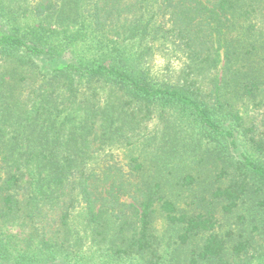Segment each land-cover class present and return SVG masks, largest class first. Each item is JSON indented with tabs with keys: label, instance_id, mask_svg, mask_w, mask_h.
<instances>
[{
	"label": "trees",
	"instance_id": "16d2710c",
	"mask_svg": "<svg viewBox=\"0 0 264 264\" xmlns=\"http://www.w3.org/2000/svg\"><path fill=\"white\" fill-rule=\"evenodd\" d=\"M236 214L264 243V0H0V264H248Z\"/></svg>",
	"mask_w": 264,
	"mask_h": 264
},
{
	"label": "rangeland",
	"instance_id": "374dc122",
	"mask_svg": "<svg viewBox=\"0 0 264 264\" xmlns=\"http://www.w3.org/2000/svg\"><path fill=\"white\" fill-rule=\"evenodd\" d=\"M239 108L241 109L242 115L248 121L251 118L257 117V114H255V112L253 111V106L249 104L247 101H243L242 103H240ZM245 205L248 206V202H245ZM244 214L248 215L246 212H244ZM249 220H251V218H248V221H244L245 223L244 222L240 223V221H237V214H236V216H234V218L231 219L230 222L228 221L226 223L227 225H224V230L227 228L230 229L231 227H233V229H235L236 231H239L245 237H251L255 233H253L254 225L250 223ZM154 226H155L156 235H158L160 239L162 249H165L166 251L171 252L173 249L178 248V246L176 245V235L174 233V230L167 225V223L165 222L163 218L158 217L154 223ZM14 232L18 233L17 230ZM237 236L238 234L236 233L235 239ZM254 240L257 243L256 246L261 247V249L259 250V255H258L259 257L252 258L248 256L249 258L248 257L244 258V261L248 258L250 259L248 260L249 261L248 264H264V255H263L264 254V243L260 241V238L258 240L256 236ZM165 264H168L167 261L165 262Z\"/></svg>",
	"mask_w": 264,
	"mask_h": 264
}]
</instances>
